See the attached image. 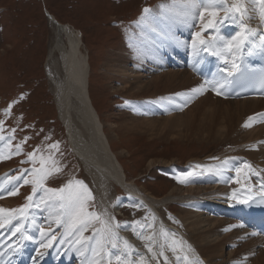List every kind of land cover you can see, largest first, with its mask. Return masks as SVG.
Instances as JSON below:
<instances>
[{"label": "bare ground", "instance_id": "obj_1", "mask_svg": "<svg viewBox=\"0 0 264 264\" xmlns=\"http://www.w3.org/2000/svg\"><path fill=\"white\" fill-rule=\"evenodd\" d=\"M172 5L173 0L166 7ZM175 6L180 7L179 0ZM245 7L252 19H245L244 23L256 29L255 35L250 37L255 45L245 47L238 63L242 62L246 53L249 55L258 46L257 39L264 29V21L258 16L261 6L248 0ZM162 11L163 9L158 8L152 12L155 19L148 28L143 29L147 38L141 31L129 48L123 47L105 65L104 73L118 84L113 88L115 93L133 99L135 112V117L126 118L125 122L116 126L114 132L120 141L125 134L140 133L162 141H197L201 144H221L229 148L219 155V162L212 164L210 171L206 170L209 174L202 171L204 176L198 177L199 179L185 187L170 188L169 194L163 198L142 190L136 182L128 180L90 96V64L88 60L82 59L81 33L49 15L54 25L55 40L50 50L47 71L54 84L53 90L58 94V107L62 113L60 118L66 124L69 144L77 153L81 166L85 165L84 168L96 187V194L103 203L106 221L112 215L109 214V196L107 197L109 184L122 189L126 193L123 198H131L133 204L148 210L152 217L149 218L148 227L143 234H154V251L165 245L164 256L157 255L156 259H152V254L148 253L149 264H242L249 260L254 261L253 264H264V238L253 235L244 226L240 227L242 224L237 216L243 207L236 199L231 198L233 190H236L237 199L248 195L254 198L260 196V182L264 180V98L231 99L228 97L227 87L221 90L223 95L212 93L207 87L203 94L193 93V88L204 85V79L198 73L200 64L213 58L215 76L220 75L217 67L224 65L207 53H201L205 59L202 63H197L198 58L193 57L190 43L194 32L198 31V21L194 22L195 27H189L179 20L170 22L164 19ZM152 28L160 32V35L156 36L151 31ZM220 30L223 35L230 37L239 31V21H225L220 25ZM176 40L182 42L181 46H176ZM137 48L143 49V54ZM181 105H185L182 110ZM246 124L250 126L246 127ZM120 132L124 134L120 136ZM210 159H213V155ZM224 161L227 163H223ZM244 162L249 163L251 170L258 175H251L249 179L250 169H243L240 182H230V178L236 176L232 169ZM157 164L163 165L166 171L172 173L186 169L180 167L175 160H160L158 163L156 160L151 161L149 168ZM218 169L223 171L218 172ZM10 187L11 185H6L5 189ZM248 188H251V192L246 191ZM8 196L5 195L0 201L5 202ZM10 201L7 200L5 204L9 205ZM174 203L185 206L178 215L180 226L169 222L166 217V212L170 211L171 204ZM5 204L0 207L6 208ZM114 206L119 210L120 203L116 202L112 207ZM216 211H223L228 217H219L215 214ZM30 213L32 214V210ZM36 213L43 224L36 220ZM36 213H33L36 224L43 225L49 236L53 235L55 216L49 215L44 222L40 219L42 213ZM229 213L232 215L229 216ZM111 223L115 227L116 222L113 219ZM26 227L33 236L28 242L20 239L19 233L10 236L12 225L6 224L0 229V264H12L21 255L29 254L33 245L39 246V252L33 255V264H40L51 259L53 250L61 246L60 251H65L71 242L60 235L51 241V246L41 247L42 243H47V239L40 237L38 229L31 221ZM162 229L169 234H175L166 238L168 243L172 240L178 242L175 253L165 244V237L161 235ZM124 235L130 239L128 242L134 241L129 244L137 252L138 249L142 252V248L147 250L145 244L149 241L138 238L135 240L128 231ZM83 236H89V230L84 231ZM85 243L90 244L91 241L72 244L67 253L69 261L73 260L78 264L79 260L80 264H84L90 256L84 250ZM230 246L237 247L229 252L228 257L223 256L224 248ZM78 249L83 250V254ZM176 256L181 259L177 261ZM184 257H187V261Z\"/></svg>", "mask_w": 264, "mask_h": 264}, {"label": "rangeland", "instance_id": "obj_2", "mask_svg": "<svg viewBox=\"0 0 264 264\" xmlns=\"http://www.w3.org/2000/svg\"><path fill=\"white\" fill-rule=\"evenodd\" d=\"M170 2L171 0H0V122H3L4 129L0 134L5 137V141H0V151L7 155L9 151L15 152L17 145H21L23 149L22 154L0 161V178L18 175L20 170L31 168L30 163H21V161L27 160L28 153L35 149H40L36 153L37 157L51 156L57 162L56 166L60 171H54L47 177L46 188L59 189L72 182L74 191H82L83 189L75 184V181H82L91 193L93 199L87 200L86 213H97L101 219L97 221L88 218L89 236L87 237L102 228L101 221L106 220L103 203L96 194V187L86 172L85 165L81 166L78 155L73 154L66 134L68 133L66 124L60 118L62 113L58 107V94L53 90L54 84L47 71L50 50L55 40L54 25L49 15L55 16L61 24L73 27L81 33L82 59L88 60L90 64V96L103 122L113 152L117 154L128 180L136 182L142 190L163 198L169 194L170 188L185 187L197 177L204 176L201 172L210 171L211 165L219 162V155L229 148L221 144L209 145L197 141H162L140 133L125 134L120 141L114 132L116 126L135 117V112L133 99L115 93L113 88L118 84L104 73L105 65L115 53L122 51L123 47L129 48L133 44L132 41L139 37L142 28L138 26V22L143 9L148 8L153 12L158 8L163 9L162 6L166 7ZM221 14L216 18L217 20L221 18ZM209 19L211 18L205 16L204 23ZM151 22L152 20L142 26L143 29L148 28ZM197 26L200 31L199 21ZM206 34L207 32L203 33V36ZM9 105H11L10 114L5 115ZM12 129H15L14 133ZM123 134L119 133L120 136ZM13 136L14 139H11L9 145L6 141ZM26 137L27 141L22 143ZM52 144H58V150L48 147ZM212 155L214 160L210 159ZM155 160L157 163L160 160L161 162L175 160L180 167L186 169L174 174L166 171L161 164L149 168V163ZM39 166L37 162L36 167ZM46 166L51 167V161ZM188 172H194L195 175L180 183L178 177ZM108 186L109 214L112 213L111 218L120 225L113 227V231L121 241L130 240L124 235L127 231L137 240V235L130 229L134 227L136 232H145L149 218L152 216L147 209L133 204L131 198H123L126 193L118 186L114 184ZM41 194L42 190L38 191L36 196H33V200ZM30 195H32V185H24L19 188L17 195L6 198V201L11 200L9 205L5 204L6 201H0V205L5 204L4 207L7 206L9 209H18L29 203L26 198ZM116 202L120 203L119 210L115 206V209L112 207ZM184 208L182 204H171L170 211L166 212L169 222L180 226L178 215ZM29 210H32V216H35L33 213L36 212L42 213L40 219L44 222L49 215L53 214L56 217L61 211L59 208H49L47 205H41L40 209ZM35 217L39 221L37 213ZM136 221L140 223L135 224ZM39 224L43 223L39 221ZM53 230L56 238L62 234L60 230L66 233L64 226L55 225ZM62 236L66 241H71L67 248H70L80 237L74 233L62 234ZM132 242L134 241H129L131 244ZM235 247L237 246L225 247L223 256L228 257L229 252ZM121 250H123L122 244ZM141 250L143 253L139 249L138 252L135 250L132 254L133 259H136V254L139 253L145 256L144 264H149L150 254L143 248ZM77 261L80 264L79 260ZM253 262L249 260L242 264H253ZM74 264H77L76 261Z\"/></svg>", "mask_w": 264, "mask_h": 264}, {"label": "snow or ice", "instance_id": "obj_3", "mask_svg": "<svg viewBox=\"0 0 264 264\" xmlns=\"http://www.w3.org/2000/svg\"><path fill=\"white\" fill-rule=\"evenodd\" d=\"M176 2L177 0H173L172 6H162V15L164 19L170 22L179 20L188 24L189 27H195L196 24L194 22L196 21L200 22L201 30L194 32L190 43L192 55L194 58H198L197 63H202L205 58L201 53H207L208 56L216 57L224 65L222 67H217V73L220 75H214L213 80L205 81L217 95H223L224 92L221 91L222 89L236 83L245 76L241 63L237 61L244 53L246 46L255 45V41L251 40L250 37L255 35L256 29L244 23L245 19H252V17L248 15V9L245 7L248 0H231V3H229V0H179L180 7L178 8L175 6ZM253 2L261 6L258 16L261 21H264V0H253ZM220 13H223V17L217 20L216 18ZM205 16L211 18L207 23H204ZM153 19L155 18L152 16L151 10L148 8L143 9V14L139 19L138 26H141L142 34L145 35V37L146 34L142 26ZM225 21H239V31L230 37L223 35L220 30V25L224 24ZM209 29H211L209 35L207 37L203 36V33L209 32ZM151 31L156 33V36L160 35V32H157L155 28H152ZM165 36L167 37L166 33ZM260 39L264 40V36L260 37ZM181 43L182 42L179 40L175 41L178 47L181 46ZM261 48L264 50V44L261 45ZM137 51L143 54V49L137 48ZM256 80L259 86L264 88V73H261ZM206 90L207 89L202 84L197 88H193L191 91L196 94H203ZM184 106L185 105L180 106L181 110ZM10 109L11 105H9V110H6L5 115L10 114ZM249 119L251 120L253 118ZM245 126L248 127L250 125L246 124ZM3 131V122H0V133ZM12 132L14 133L15 129H12ZM11 139H14V136L6 141L9 145L11 144ZM27 139L26 137L22 143L26 142ZM0 141H5V137L2 134H0ZM48 147L55 150L59 148L58 144H52ZM39 151L40 149H35L33 152L28 153L27 160L21 161V163H30L32 165L31 168L20 170L18 175L0 178V199H3L5 195H17L19 188L24 185H32V195L26 198L29 203L18 209L0 207V229H3L6 224L12 225L10 236H16V234L19 233L20 239L31 240L33 236L28 233L26 227L27 223L31 221L38 229L40 237L47 239V243H42L41 247L51 246V241L56 239L55 235L49 236L44 227L36 224L35 218L29 211V209H40L41 205H47L49 208H59L61 210L55 217V223L58 227H65V235L74 233L80 236V239L75 240V244H81L82 241H91L90 244H84V250L90 253V256L84 261V264H144L145 256L137 253L136 259H133L132 254L135 252L133 246L130 245L127 240L121 241L120 237L113 231L111 220L114 218H110L109 221H101L103 227L94 231L92 236H83V232L87 231L89 226V217L97 221L101 219L100 215L97 213H86V202L89 199H93L91 193L87 189V186L83 185L82 181H75V184L83 189L82 191H74L72 182H69L66 187L59 189L46 188L45 181L47 177L54 171H60V169L56 166L57 162L53 160L51 156L44 157L41 155L37 157L36 153ZM22 153L23 149L21 145H17L16 151H9L7 155H5L3 151H0V161L11 159L13 155H20ZM49 161L52 163L51 167L46 166ZM37 162L40 165L39 167H36ZM223 163L226 164L227 161ZM243 169H250L248 174L249 179L251 175H258L254 170H251V165L249 163L244 162L241 166L232 169L235 171L236 176L230 178V182L239 183V177ZM217 171H223V169H218ZM193 175H195L194 172H188L178 177V180L180 183H184L188 177ZM29 177H31V179H29ZM6 185H11V187L6 190ZM41 190L42 194L33 200V196H36L37 192ZM246 191L251 192V188L246 189ZM259 193L261 198L256 202L264 204V180L260 182ZM231 198L236 199L237 203L245 205H248L249 202L254 199L252 195L237 199L236 190H233ZM51 201H57L58 203L53 204L50 203ZM13 221H16V223H13ZM134 223L139 224L140 222L136 221ZM115 226L120 227L119 224ZM127 227L126 225V230ZM240 227H243V225H240ZM49 228H51V224H49ZM131 230L139 239L149 241V243L145 244V247L148 253L152 254V259H156L157 255L164 256L165 245H161L158 251L153 250L154 234L145 235L142 232H136L134 227ZM161 235L165 237V244L168 249L175 253L177 251L178 242L172 240L171 243H168L166 239L169 235L174 236L175 234H169L162 229ZM253 235H255V233H253ZM121 244L123 245V250H121ZM109 245L111 246L110 248L108 247ZM78 251H81V254H83V250L78 249ZM180 259V256H176L177 261ZM184 260L187 261V257H184ZM165 261L167 262V257H165Z\"/></svg>", "mask_w": 264, "mask_h": 264}, {"label": "water", "instance_id": "obj_4", "mask_svg": "<svg viewBox=\"0 0 264 264\" xmlns=\"http://www.w3.org/2000/svg\"><path fill=\"white\" fill-rule=\"evenodd\" d=\"M74 151V150H73ZM75 152V151H74ZM76 153V152H75ZM77 154V153H76Z\"/></svg>", "mask_w": 264, "mask_h": 264}]
</instances>
